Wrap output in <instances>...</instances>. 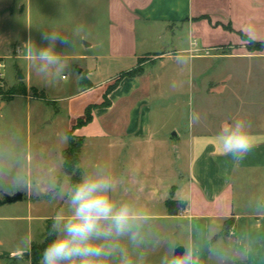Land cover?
<instances>
[{
	"label": "crops",
	"instance_id": "0c3cea01",
	"mask_svg": "<svg viewBox=\"0 0 264 264\" xmlns=\"http://www.w3.org/2000/svg\"><path fill=\"white\" fill-rule=\"evenodd\" d=\"M61 2L64 4H60L58 11L66 14V0ZM45 3L39 6L33 38L31 6L25 8L23 0H0V70L6 66L5 60L14 58L24 61L26 72L22 70L24 78L18 77L13 85L20 81L27 87L39 88L35 81L43 78L22 54L21 46L29 36L44 43L40 41L42 31L56 30L65 35L69 30L65 17L59 26L50 23L47 13L53 10ZM25 15L26 26L20 25ZM105 17L101 40L70 44L79 50V58L96 61V72L102 62L119 68V72H129L141 66L145 56L158 55L142 65L141 75L121 77L108 94L110 105L96 108L92 121L77 127L75 134L108 140L124 150L129 148L128 141L139 149L153 145L158 132L146 106L150 100V91L144 90L146 72H173L174 76L192 72L200 78L203 92L220 98V119L212 121L202 115L188 132H177V139L171 137L177 149L176 158L187 162V176L183 183L171 185L170 193L173 200L184 202L185 207L176 215L166 212L164 216L177 222L179 232H186V240L177 245L185 248L183 256L190 252L197 257L198 264H210L212 250L218 244L230 253L231 264H264V72L258 69L259 59L264 61V49L251 50L247 45L249 41L264 44V0H107ZM6 21L11 25L9 39L4 34ZM56 47L58 51L68 48L59 42ZM217 49L222 51L213 53ZM65 56L68 59L67 53ZM249 59H257V72H242V62ZM219 67L221 71L217 72ZM78 73L73 84L75 92L55 99L68 101L64 108L71 112L69 130L88 106L103 102L107 89L115 82H93L81 76L84 69ZM4 79L7 81L5 76ZM156 83L153 80L152 87ZM24 96L27 100L37 99ZM14 103L13 99L1 98L0 117ZM58 112L57 121L64 110L60 108ZM238 116L246 117L253 125V147L239 161L224 155L219 136L221 127ZM160 140L169 143L167 137ZM64 149L56 150L60 159ZM138 165L134 162L131 167ZM231 218L232 226L221 236ZM216 235L219 237L213 240ZM228 257L220 256V264H227Z\"/></svg>",
	"mask_w": 264,
	"mask_h": 264
},
{
	"label": "rangeland",
	"instance_id": "374dc122",
	"mask_svg": "<svg viewBox=\"0 0 264 264\" xmlns=\"http://www.w3.org/2000/svg\"><path fill=\"white\" fill-rule=\"evenodd\" d=\"M23 1L25 8L31 6L33 38L36 34L39 6L45 1V6L53 10L47 13L53 26H59L61 18L65 17L69 27L65 35L70 42L78 41V45L80 42L84 44V41L98 42L105 34L107 0H66V14L58 11L61 0ZM27 18L25 15L20 25L26 26ZM3 26L5 37L9 39L11 25L6 21ZM77 28L80 29L79 32L76 31ZM25 32L27 33L26 30ZM81 35L84 40L79 39ZM247 45L251 50L264 49V44L247 42ZM78 51L74 45L61 51L69 55L67 61L70 69L64 74V78H37L35 84L40 89L27 87L20 81L13 85V81L19 77V71L26 73L24 61L14 58L5 60L6 66L2 73L7 81L4 77L0 81V99L7 96L8 91L14 90L15 103L12 109L7 108L3 117H0V200L17 192H22L24 199L0 204V264H32L33 247L38 253L51 239L48 231L53 218L69 211L67 190L86 172L98 168H103L115 180L111 198L116 202H131L147 218L143 244L134 247L126 239L123 241L128 254L133 259L143 257L144 264H163L166 259L174 258L175 251L180 246L177 242L186 240L187 237L186 232L178 231L174 219L164 216L168 213L164 200L172 198L171 185L183 183L187 176V162L176 158L177 149L173 147L172 133L188 132L202 115L212 121L220 119L221 100L216 94L211 97L203 92L200 78L192 72H179L176 76L173 72H146L144 90L150 91V100L146 106L150 110L159 140L153 145L146 144L141 149L128 141L129 148L124 150L113 146L108 140L81 138L75 134L77 127L69 130L72 124L68 115L71 112H65L64 108L68 101L55 100L56 97L69 96L75 92L73 84L80 69H84L81 76L93 82L116 81L126 72H119V68L106 62H102L100 70L96 72V61L79 58ZM221 51L217 49L213 53ZM157 55L151 53L145 56L140 61L141 66L133 71H138L144 63L154 61ZM256 60L243 61L242 72H257ZM259 60V72H264V61ZM220 63L223 64L224 61L221 60ZM217 70L219 72L220 67ZM153 80L157 83L152 87ZM24 95L37 99L27 100ZM60 108L64 112L60 114L61 120L57 121ZM92 129L88 128L91 132ZM67 131L69 136L65 141L63 136ZM69 137L72 138L73 148L80 146L81 151L79 163L71 168V174H66L61 164L64 163L63 153L60 159L56 150L68 149L71 145ZM163 137L168 138V145L159 142ZM69 150L73 149L70 147ZM134 162L139 165L131 167ZM155 188L159 191L156 192ZM51 191L56 193L55 197L49 195ZM225 252L220 244L216 245L211 253L210 264H220V256L223 254L229 256L227 264H231L230 253ZM110 264H119V257L112 258Z\"/></svg>",
	"mask_w": 264,
	"mask_h": 264
},
{
	"label": "clouds",
	"instance_id": "9594fccd",
	"mask_svg": "<svg viewBox=\"0 0 264 264\" xmlns=\"http://www.w3.org/2000/svg\"><path fill=\"white\" fill-rule=\"evenodd\" d=\"M40 41L44 43L29 36L22 46L23 56L38 76L63 78L70 65L56 45L70 46L69 37L48 30L40 33ZM252 127L251 120L244 116L225 123L219 133L224 155L243 160L253 147ZM63 139L67 141L66 133ZM114 187V178L98 168L86 172L67 190L69 211L53 218L48 231L51 239L42 251L40 264H110L117 256L119 264H144L143 257L133 259L128 254L123 241L134 247L143 244L147 218L131 202L114 201L110 195ZM49 195L55 197L56 193L51 191ZM163 264H198V258L189 252Z\"/></svg>",
	"mask_w": 264,
	"mask_h": 264
},
{
	"label": "trees",
	"instance_id": "16d2710c",
	"mask_svg": "<svg viewBox=\"0 0 264 264\" xmlns=\"http://www.w3.org/2000/svg\"><path fill=\"white\" fill-rule=\"evenodd\" d=\"M249 42H253V41H249ZM255 43V42H253ZM257 44H261V43H257ZM142 73V68H140L138 71H129V72H126L124 74H122L121 76L124 77V76H130V77H135V76H138V75H141ZM121 78H119L118 80H116L111 86H109V88L107 89V92L106 94L104 95V100L102 103L100 104H94V105H90L87 107L85 113H84V117H81V118H78L77 120V123L74 125V127H82V126H85L87 124H89L92 119H93V111L96 109V108H99V107H107L110 105V101L108 99V94L110 93V91L112 89H114L115 87H117V85L119 84V81H120ZM3 79L0 78V81H2ZM1 94V93H0ZM15 96V91L14 90H10L8 91V94L7 96L4 97L5 100H12ZM69 136V135H68ZM70 141H71V145L70 147L73 149L72 151L68 149L64 150L63 151V158H64V163H63V166H64V171L66 174H71V168L73 166H75L76 164L79 163V155H80V151H81V147L80 146H75V148H73V143H72V138L69 137ZM77 182H75L74 184H76ZM166 207H167V210H168V214L169 215H176L180 212V210L185 207V203L184 202H179V201H176V200H173L172 198L171 199H168L166 201ZM233 219H228L226 221V225L224 226V229L223 231L221 232V236L223 235H226L230 229V227L232 226L233 224ZM219 235H216L214 236L213 240L218 238ZM46 244L43 245V247L39 250V252L37 253L36 250H35V247H33V253H32V264H39L40 262V259H41V254H42V251L43 249L45 248Z\"/></svg>",
	"mask_w": 264,
	"mask_h": 264
},
{
	"label": "water",
	"instance_id": "95a60500",
	"mask_svg": "<svg viewBox=\"0 0 264 264\" xmlns=\"http://www.w3.org/2000/svg\"><path fill=\"white\" fill-rule=\"evenodd\" d=\"M19 78L23 79L24 75L22 74V72H19ZM173 139H177L178 135L177 132L174 131L172 133L171 136ZM24 199V194L22 192H17L14 195H6L5 198L3 200H0V204H6V203H13V202H17V201H21ZM185 252V248L183 246H178L176 251H175V257H182L183 254Z\"/></svg>",
	"mask_w": 264,
	"mask_h": 264
},
{
	"label": "built area",
	"instance_id": "2783aa9c",
	"mask_svg": "<svg viewBox=\"0 0 264 264\" xmlns=\"http://www.w3.org/2000/svg\"><path fill=\"white\" fill-rule=\"evenodd\" d=\"M0 68H1V65H0ZM2 77H4V75H3V73L0 70V78L3 79Z\"/></svg>",
	"mask_w": 264,
	"mask_h": 264
}]
</instances>
